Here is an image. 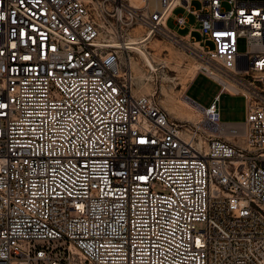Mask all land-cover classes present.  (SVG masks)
I'll use <instances>...</instances> for the list:
<instances>
[{
    "label": "built area",
    "instance_id": "2783aa9c",
    "mask_svg": "<svg viewBox=\"0 0 264 264\" xmlns=\"http://www.w3.org/2000/svg\"><path fill=\"white\" fill-rule=\"evenodd\" d=\"M189 1L0 0V264H264V0ZM135 27L218 84L200 118L132 92ZM220 92L239 143L211 132Z\"/></svg>",
    "mask_w": 264,
    "mask_h": 264
},
{
    "label": "rangeland",
    "instance_id": "374dc122",
    "mask_svg": "<svg viewBox=\"0 0 264 264\" xmlns=\"http://www.w3.org/2000/svg\"><path fill=\"white\" fill-rule=\"evenodd\" d=\"M190 6L197 8L199 2L190 0ZM223 8L228 7L225 1H222ZM176 13H182L185 17V23L182 26H176L172 18ZM165 25L175 31L177 34H183L189 26H195L196 22L192 14L184 11L182 7L176 6L171 10ZM132 30H136L133 32ZM130 30V34L137 33L139 37L145 36V28L135 27ZM191 38L199 39L201 36L195 30L190 32ZM143 49L152 59L154 71L148 72L145 62L139 53L131 49L122 54L121 62L127 65V60L133 61L131 67V85L132 92L140 94H152V98L159 103L170 116L176 119L197 120L201 116L198 108L194 107L185 97L184 93L191 99L202 105L208 104L213 94L218 90V84L201 73H197L193 81L190 82L186 91L184 88L188 80L195 74L198 60L183 48L160 32H152L144 40ZM203 44L207 48H214V41L211 38L205 39ZM245 47L244 37L236 36L234 38V48L236 51H242ZM126 57V58H125ZM128 57V59H127ZM130 57V58H129ZM141 77L138 80L137 77ZM185 102H188L187 104ZM217 108L220 120H239L243 116V98L239 94H228L220 92L217 99ZM196 227H200L196 224Z\"/></svg>",
    "mask_w": 264,
    "mask_h": 264
},
{
    "label": "crops",
    "instance_id": "0c3cea01",
    "mask_svg": "<svg viewBox=\"0 0 264 264\" xmlns=\"http://www.w3.org/2000/svg\"><path fill=\"white\" fill-rule=\"evenodd\" d=\"M198 72H195V74L192 76V78L190 80H188V82L185 85L184 88V92L186 91V88L188 87V85L190 84L191 81H193V79L195 78L196 74ZM205 76V75H204ZM212 80V79H211ZM218 91V90H217ZM186 93V92H185ZM184 93L186 99L196 108L199 109L198 106H204L200 103H198L197 101L191 99L190 97H188L186 94ZM217 93V92H216ZM214 93L213 96L216 94ZM210 102V101H209ZM208 102V103H209ZM198 105V106H197ZM242 122H243V116L242 118H240L239 120L235 121V120H220V118L218 119V124L214 127H211V132L213 134L222 136L223 138H226L228 140H230L231 142L234 143H239L240 139L239 137H235L234 136V132L240 133L242 131Z\"/></svg>",
    "mask_w": 264,
    "mask_h": 264
},
{
    "label": "bare ground",
    "instance_id": "6f19581e",
    "mask_svg": "<svg viewBox=\"0 0 264 264\" xmlns=\"http://www.w3.org/2000/svg\"><path fill=\"white\" fill-rule=\"evenodd\" d=\"M134 32H136V30ZM136 34L137 33L130 34L126 38L128 40L127 43H130V44H128V48L130 50L131 49L136 50L139 53V55L142 57V59L144 60L145 64H148L151 67V69H154V64H152V62H151L152 59H150V57L148 55L149 53L147 54L145 52V50L143 49V45H144L143 42H144V40H146L150 36V33L147 32L144 37H139ZM227 58H228V55L226 53H221L219 55V59L222 62L226 63V64L228 63V59ZM127 59H128V57H127ZM126 63L129 65L130 69H131V67H133L135 65V64L133 65V61L131 59L127 60ZM137 78H138V80H140L141 77L139 76ZM131 79H132V75L130 77V87H131V90H132ZM226 87H227V85H226ZM185 103L187 104L188 102H185ZM199 110H200V108H199Z\"/></svg>",
    "mask_w": 264,
    "mask_h": 264
}]
</instances>
